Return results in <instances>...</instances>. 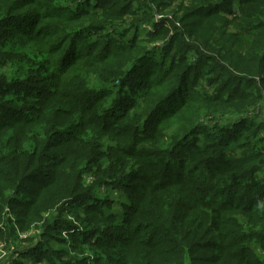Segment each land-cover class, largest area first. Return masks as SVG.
Masks as SVG:
<instances>
[{
	"label": "trees",
	"instance_id": "16d2710c",
	"mask_svg": "<svg viewBox=\"0 0 264 264\" xmlns=\"http://www.w3.org/2000/svg\"><path fill=\"white\" fill-rule=\"evenodd\" d=\"M263 86L264 0H0L10 264H264Z\"/></svg>",
	"mask_w": 264,
	"mask_h": 264
},
{
	"label": "rangeland",
	"instance_id": "374dc122",
	"mask_svg": "<svg viewBox=\"0 0 264 264\" xmlns=\"http://www.w3.org/2000/svg\"><path fill=\"white\" fill-rule=\"evenodd\" d=\"M235 12L237 14L238 13V10L236 9ZM167 17L168 18H171L169 15H167ZM203 25L204 26H214L215 25V27L217 26V24H213L212 22H208V21L204 22ZM141 35H144V33H142ZM204 81H205V79L204 78H201L200 80L197 81L195 87L197 89H199L201 87V85L204 83ZM41 85H46V84H41ZM215 87H217V85H215ZM240 87H241V89H244V90L248 89L247 88L248 86L245 83H240ZM262 89H263V95H264V86H263ZM212 90L213 89H209V93H211ZM253 90H254L253 88H250L249 90H246V92L250 94V93H252ZM256 109H257V106H255V105L251 107V110H256ZM260 136L261 137H264V130L260 132ZM115 193L110 192V198H112L113 196H114L113 198L118 197V195L121 194V193H118L117 196H116ZM98 196L100 197L102 195H100L98 193ZM119 197H120V195H119ZM105 207L107 209V206H105ZM64 209L65 210L62 213V217L59 218V222L56 225V231L52 232V234L58 236L59 238L61 237L62 239H65L67 241V243H68V242H70V239L67 236L66 231L68 229L66 230L64 223L65 222H69L71 226L78 227L80 229H83V226L79 223L78 220H76L78 213H75L76 211H75V208L74 207H70V208H67L66 207ZM118 209H119V206H118L117 203H115V205L113 206L112 210H118ZM58 216H59V213L57 214V212L51 210L49 213H45L43 215L41 221H39V222H33L29 226L28 229H23V230H18L17 229L15 231V233H13V234L10 231V229H8V231L6 232L5 235H1L0 236V245H4L3 251L5 253H8L9 254V251H10L11 248H14L16 250H23V249H25L27 247H30L31 245H33V243L36 240L37 241L39 240V234L41 233V229H43L42 228V223L44 222V220L45 219L47 220L50 217H58ZM11 217L14 218V216L12 215V213H11ZM85 217H86V215H80V219H83ZM72 232H74V230ZM74 233H76V232H74ZM19 235H22L23 237H19ZM54 247L61 248V249H65V250L67 249L66 246H61V245H57V244H55ZM85 255H88L89 256V259L92 260L93 259L92 257L97 256L98 253H96L95 250L88 249V250H86ZM24 262H26V261L24 260ZM2 264H4V263H2ZM26 264H27V262H26ZM39 264H46V263L45 262H42V263H39ZM86 264H94V263H92L90 261V262H87Z\"/></svg>",
	"mask_w": 264,
	"mask_h": 264
},
{
	"label": "built area",
	"instance_id": "2783aa9c",
	"mask_svg": "<svg viewBox=\"0 0 264 264\" xmlns=\"http://www.w3.org/2000/svg\"><path fill=\"white\" fill-rule=\"evenodd\" d=\"M145 28V26H144ZM264 118V108H263V112H262V119ZM6 217L12 218L11 214L9 213V211H5V213L3 214ZM13 226L15 227V225L13 224ZM3 228V226H2ZM19 237H23L22 235H19ZM3 247L4 245H0V263H4V264H10L12 259H15L17 257V252L16 249L11 248L8 253H5L3 251Z\"/></svg>",
	"mask_w": 264,
	"mask_h": 264
}]
</instances>
